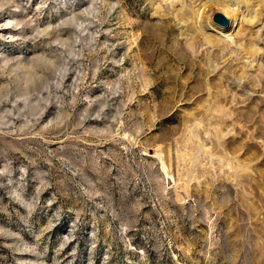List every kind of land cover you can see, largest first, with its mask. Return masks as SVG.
Returning <instances> with one entry per match:
<instances>
[{
	"label": "rangeland",
	"instance_id": "374dc122",
	"mask_svg": "<svg viewBox=\"0 0 264 264\" xmlns=\"http://www.w3.org/2000/svg\"><path fill=\"white\" fill-rule=\"evenodd\" d=\"M174 1L0 0V264H264V0Z\"/></svg>",
	"mask_w": 264,
	"mask_h": 264
},
{
	"label": "bare ground",
	"instance_id": "6f19581e",
	"mask_svg": "<svg viewBox=\"0 0 264 264\" xmlns=\"http://www.w3.org/2000/svg\"><path fill=\"white\" fill-rule=\"evenodd\" d=\"M172 1H174V0H172ZM171 0H170V2H172ZM175 2V1H174ZM216 4L219 6V8L221 9V11L224 13V14H226V15H228V16H230V17H232L233 16V13H234V11H235V6H234V4L236 3V2H238V0L237 1H235L234 2V0H216ZM169 8H172V5H171V7H169ZM169 8H167L168 10H169ZM185 9V8H184ZM179 10H181V9H179ZM177 12H174V10L172 11L173 12V15H174V13H175V15H174V17L175 18H177V19H179V18H183V16L185 15L184 13H183V11H178V10H176ZM186 12H188L187 10H185ZM183 14H182V13ZM189 13H193V12H189ZM182 14V15H181ZM188 15V14H187ZM186 15V16H187ZM196 15V14H195ZM189 16V15H188ZM193 18V17H192ZM191 18V19H192ZM195 19H196V16H195ZM205 19V18H204ZM187 20H188V17H187ZM186 20V21H187ZM197 20V19H196ZM247 20L249 21H251V19H249V18H247ZM180 21V20H179ZM249 21V22H250ZM189 22V21H188ZM192 22V21H191ZM193 23V22H192ZM200 29H198V27H195V29H197V30H195V31H197V34H193V35H191V41H189L188 42V45L190 46V48L191 49H195L197 46H200V45H202L203 43H210V44H213V43H215V40H214V38L212 37V35H210V34H208V33H205L204 31H203V29L207 26V24L205 23V22H201L200 21ZM187 25H188V23H187ZM196 25V24H195ZM186 25H184V27H185ZM190 26V25H189ZM189 26H186V29L185 30H187V32H188V30H190L191 29V27H189ZM192 31V30H191ZM190 31V32H191ZM189 33V32H188ZM198 35V36H197ZM187 36V35H186ZM250 39H251V37H250Z\"/></svg>",
	"mask_w": 264,
	"mask_h": 264
}]
</instances>
